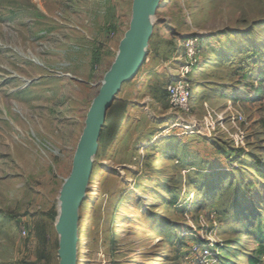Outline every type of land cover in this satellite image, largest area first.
Wrapping results in <instances>:
<instances>
[{
    "label": "rangeland",
    "instance_id": "1",
    "mask_svg": "<svg viewBox=\"0 0 264 264\" xmlns=\"http://www.w3.org/2000/svg\"><path fill=\"white\" fill-rule=\"evenodd\" d=\"M132 5L0 0V264H59L60 191ZM153 21L100 137L79 264H201L204 245L249 264L264 245V0H163ZM181 76L188 110L166 93Z\"/></svg>",
    "mask_w": 264,
    "mask_h": 264
},
{
    "label": "water",
    "instance_id": "2",
    "mask_svg": "<svg viewBox=\"0 0 264 264\" xmlns=\"http://www.w3.org/2000/svg\"><path fill=\"white\" fill-rule=\"evenodd\" d=\"M162 4L163 0H133L129 29L87 113L71 173L60 191L61 212L57 226L59 264L80 263V211L91 180L100 137L119 92L126 82L134 78L148 57L155 26L153 17Z\"/></svg>",
    "mask_w": 264,
    "mask_h": 264
},
{
    "label": "built area",
    "instance_id": "3",
    "mask_svg": "<svg viewBox=\"0 0 264 264\" xmlns=\"http://www.w3.org/2000/svg\"><path fill=\"white\" fill-rule=\"evenodd\" d=\"M200 38L201 37L199 36H191L183 40L184 44L182 47L184 49V56L187 59L186 62L188 67H193L194 64L198 62V56L202 51ZM166 90L168 98L174 106L184 110L189 109L193 90L189 78L181 76L177 79L171 80L168 83ZM238 119L241 122H246L244 116H240ZM201 251L202 253L199 261L201 264H209V260H214V264L216 263V250L212 249L209 245H204Z\"/></svg>",
    "mask_w": 264,
    "mask_h": 264
},
{
    "label": "trees",
    "instance_id": "4",
    "mask_svg": "<svg viewBox=\"0 0 264 264\" xmlns=\"http://www.w3.org/2000/svg\"><path fill=\"white\" fill-rule=\"evenodd\" d=\"M200 39H201V48L203 50L204 40L202 38H200ZM97 60H98V57L95 58L96 62H97ZM197 66H199V62L196 63L195 67H197ZM189 81L191 82L190 79H189ZM192 89H193V87H192ZM166 93H167V90H166ZM230 155H232L231 166L233 167V170L238 169L240 167L241 160L237 158L235 153H232ZM235 163H236V166H234ZM261 167H264V165H261ZM259 238L261 241L264 240V232L260 233ZM225 247L226 246L223 245V246H221V250H218V251L216 250L217 251V253L215 254L216 264H221L222 261H227L228 263H233L232 256L231 257L230 256L228 257L227 255L223 256ZM254 248H255L256 254H254L253 256L250 257L249 264H262L263 263V257H264V245H255ZM199 261H200V258H199Z\"/></svg>",
    "mask_w": 264,
    "mask_h": 264
}]
</instances>
